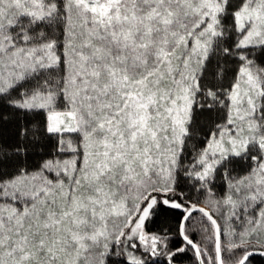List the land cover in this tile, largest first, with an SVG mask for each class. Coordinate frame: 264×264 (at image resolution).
Masks as SVG:
<instances>
[{
  "label": "snow or ice",
  "instance_id": "1",
  "mask_svg": "<svg viewBox=\"0 0 264 264\" xmlns=\"http://www.w3.org/2000/svg\"><path fill=\"white\" fill-rule=\"evenodd\" d=\"M0 264H264V0H0Z\"/></svg>",
  "mask_w": 264,
  "mask_h": 264
}]
</instances>
